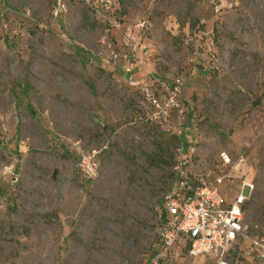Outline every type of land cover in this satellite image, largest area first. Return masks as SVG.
<instances>
[{"label": "rangeland", "instance_id": "1", "mask_svg": "<svg viewBox=\"0 0 264 264\" xmlns=\"http://www.w3.org/2000/svg\"><path fill=\"white\" fill-rule=\"evenodd\" d=\"M117 4L120 28L78 1L55 18L52 0H0V264L154 257L173 141L135 120L149 71L185 81L198 117L192 172L223 177L228 198L251 186L229 264H260L251 242L264 239V0ZM89 151L97 170L86 179L78 155ZM160 264L211 262L174 246Z\"/></svg>", "mask_w": 264, "mask_h": 264}, {"label": "built area", "instance_id": "2", "mask_svg": "<svg viewBox=\"0 0 264 264\" xmlns=\"http://www.w3.org/2000/svg\"><path fill=\"white\" fill-rule=\"evenodd\" d=\"M72 1L81 2L96 20L110 27L120 28L115 13L117 0H52L51 14L61 17ZM146 26L145 21L136 25L137 30ZM124 44L135 59L141 51L126 37ZM126 57V55H124ZM133 63L125 66L131 72ZM185 81L182 76H166L149 71L138 92L141 107L135 120L158 125L161 132L173 141V161L170 178L161 204V223L157 231V250L146 264H160L174 246L184 247L192 256H204L211 264H229V257L236 254V246L245 237L246 203L251 186H238L230 198L223 195V177L212 181L192 172L197 156L198 117L183 94ZM81 175L90 179L97 170L96 152L78 155ZM260 249L258 260L264 264V239L252 241Z\"/></svg>", "mask_w": 264, "mask_h": 264}, {"label": "trees", "instance_id": "3", "mask_svg": "<svg viewBox=\"0 0 264 264\" xmlns=\"http://www.w3.org/2000/svg\"><path fill=\"white\" fill-rule=\"evenodd\" d=\"M172 156H173V154H172Z\"/></svg>", "mask_w": 264, "mask_h": 264}]
</instances>
